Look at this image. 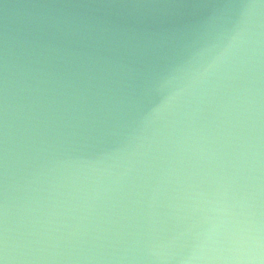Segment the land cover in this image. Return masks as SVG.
Returning a JSON list of instances; mask_svg holds the SVG:
<instances>
[{"label": "water", "instance_id": "95a60500", "mask_svg": "<svg viewBox=\"0 0 264 264\" xmlns=\"http://www.w3.org/2000/svg\"><path fill=\"white\" fill-rule=\"evenodd\" d=\"M5 237L2 264H264V0H0Z\"/></svg>", "mask_w": 264, "mask_h": 264}, {"label": "clouds", "instance_id": "9594fccd", "mask_svg": "<svg viewBox=\"0 0 264 264\" xmlns=\"http://www.w3.org/2000/svg\"><path fill=\"white\" fill-rule=\"evenodd\" d=\"M0 250H2L5 254H7V252H8L7 239H6V237H5V240H4L3 248L0 249ZM22 255H23L22 252L21 253H18L17 255L13 256V260L15 261L18 257H20ZM0 264H2V262H0Z\"/></svg>", "mask_w": 264, "mask_h": 264}]
</instances>
